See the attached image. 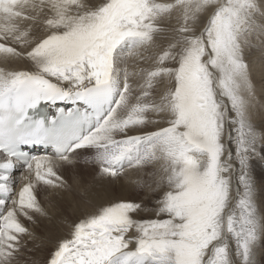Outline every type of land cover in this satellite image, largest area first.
<instances>
[{
    "label": "snow or ice",
    "instance_id": "6c2138e0",
    "mask_svg": "<svg viewBox=\"0 0 264 264\" xmlns=\"http://www.w3.org/2000/svg\"><path fill=\"white\" fill-rule=\"evenodd\" d=\"M258 28L264 0H0V58L30 64L0 67V264L32 235L18 217L47 215L36 186L66 190L58 170L80 164L110 182L145 172L130 183L146 199L96 205L48 264H258Z\"/></svg>",
    "mask_w": 264,
    "mask_h": 264
},
{
    "label": "bare ground",
    "instance_id": "6f19581e",
    "mask_svg": "<svg viewBox=\"0 0 264 264\" xmlns=\"http://www.w3.org/2000/svg\"><path fill=\"white\" fill-rule=\"evenodd\" d=\"M260 20L261 18L257 17V21ZM244 59L248 65L249 76L254 86L250 118L256 130L264 134V34L260 32L259 28L248 38V44L244 47ZM13 61H10L7 65H5L7 61L5 63L0 61V64H4L0 67H11L14 70H29L30 68V64L24 60L15 64ZM135 63L134 60L128 61L130 71L135 70L133 67ZM257 151L261 154L250 160V171L257 188L264 190V144H258ZM2 159L3 157L0 156V160ZM86 166L87 168L78 165L74 170L80 175L75 187L67 190H55L50 192L51 194L48 197L45 196L44 199L41 197L43 202L40 203L39 201V203L45 209L47 215H39V224L29 226L28 231L32 233L31 236H26L30 242L29 252L23 253L22 250L19 264H48L49 257L57 248L58 243L71 238L74 223L93 213L96 210V205L146 199V192L130 183V181L150 179L145 172L132 169L115 182H110L98 177L95 168L92 169L90 165ZM147 171H152V169ZM19 175L18 171L16 179H19ZM22 183L24 182L20 181L19 186L14 188V193L19 192ZM85 189H87L88 197L82 199ZM142 195L145 197H141ZM261 198L264 199V191H261ZM8 207H12V205L9 204ZM143 218H148V213H144ZM18 219H20V216ZM25 257H28L30 261L27 260V263H25ZM256 260L258 264H264V238H262V245L257 249Z\"/></svg>",
    "mask_w": 264,
    "mask_h": 264
},
{
    "label": "rangeland",
    "instance_id": "374dc122",
    "mask_svg": "<svg viewBox=\"0 0 264 264\" xmlns=\"http://www.w3.org/2000/svg\"><path fill=\"white\" fill-rule=\"evenodd\" d=\"M0 61L1 62H3V63H5V60H3L2 58H0ZM11 61H13V60H11ZM23 61V60H22ZM21 60H14L13 62H14V64L15 63H20V62H22ZM3 63H1L0 65H4ZM10 63V61H7V63L5 64V65H7V64H9ZM7 69H9V70H14V68L12 69L11 67L10 68H8V67H6ZM81 165V167H84V168H87V166L86 165H84V164H80ZM90 167H92V169H94L95 167H93V165H90ZM95 170H96V168H95ZM135 170V169H134ZM58 172H59V174L62 176V178L65 180V181H67V183H68V185H69V188L68 189H70V188H73V187H75V185H76V181L79 179V177H80V175L77 173V172H74L73 170H58ZM96 172V171H95ZM19 184H20V181H19V179H17V183H16V185H15V188L16 187H18L19 186ZM55 190H60V189H50V188H47L46 186H44V185H42V184H40V185H37L36 186V196H37V199H38V201H40V203H42L43 202V199H44V197L46 196V197H48L51 193L50 192H52V191H55ZM63 190H65V189H63ZM67 190V189H66ZM39 195V196H38ZM41 197H43V199L41 198ZM141 197H145L144 195H142ZM32 216H33V219L32 220H29V219H27V218H25L24 216H20V222L21 223H23V225L27 228V229H29V226H33V225H36V224H39V215L38 214H35V213H33L32 214ZM23 218V219H22ZM26 219V220H25ZM28 239L26 238V236H24L23 238H22V243L24 244V248L22 249L24 252L23 253H25V252H29V250H28V248H29V240L27 241ZM28 250V251H27ZM49 257V256H48ZM50 258V257H49ZM27 260H28V262L30 261L29 260V258L28 257H25V259H24V261H25V263H27Z\"/></svg>",
    "mask_w": 264,
    "mask_h": 264
}]
</instances>
